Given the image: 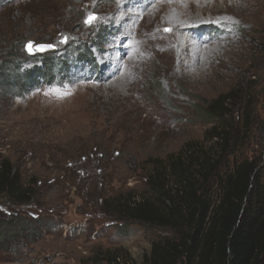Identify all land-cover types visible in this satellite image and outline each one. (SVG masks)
<instances>
[{"label": "rangeland", "instance_id": "obj_1", "mask_svg": "<svg viewBox=\"0 0 264 264\" xmlns=\"http://www.w3.org/2000/svg\"><path fill=\"white\" fill-rule=\"evenodd\" d=\"M114 1L0 0V64H20L12 77L0 67V160L10 159L39 188L30 205L14 209L0 200V218L43 224L39 237L0 248V264H113L115 256L122 264H147L152 242L175 233L119 224L101 198L146 193L151 159L204 140L211 123L201 108L221 94L244 88L260 125L220 172L240 156L259 151L264 157V0H155L146 8L140 1L133 19L123 22L125 7L116 9ZM172 12L175 30L167 18ZM89 16L97 19L86 23ZM29 41L52 44L45 52H54L56 67L52 81L26 89L14 77L42 67L46 58L28 53ZM167 42L172 70L169 54L144 57ZM135 58L145 64L141 74L132 71ZM129 76L139 78L131 90ZM130 93L138 98L135 108L120 112L117 102L132 99ZM206 192L217 201L216 178Z\"/></svg>", "mask_w": 264, "mask_h": 264}, {"label": "trees", "instance_id": "obj_2", "mask_svg": "<svg viewBox=\"0 0 264 264\" xmlns=\"http://www.w3.org/2000/svg\"><path fill=\"white\" fill-rule=\"evenodd\" d=\"M53 54L45 52L42 67L14 77L16 85L27 89L52 81ZM18 65L5 61L0 67L12 77V71L20 72ZM249 95L241 88L208 101L201 108L211 123L205 139L193 140L166 158L151 159L146 193L130 190L127 196L101 198L103 210L119 224L124 220L175 233L152 242L147 264H264V157L259 151L253 158L240 156L228 172H220L223 161L242 150L260 125ZM213 178L219 182L217 201L206 192ZM38 190L37 179L27 181L10 159L0 160V200L7 198L15 209L33 204ZM42 231L40 218L2 217L0 248L12 250ZM112 258L113 264H122L119 257Z\"/></svg>", "mask_w": 264, "mask_h": 264}, {"label": "bare ground", "instance_id": "obj_3", "mask_svg": "<svg viewBox=\"0 0 264 264\" xmlns=\"http://www.w3.org/2000/svg\"><path fill=\"white\" fill-rule=\"evenodd\" d=\"M140 1H142V3H144L145 4V8L146 7H148V5H149V3L150 2H152V1H155V0H115L114 2H115V7H116V9L122 4L124 7H125V10L122 12V18H121V22H123L124 20L125 21H128L129 19H133L130 15L132 14V12H135L134 10H133V8L132 7H134L135 5H134V3L135 2H140ZM171 1H172V4H174V1H176V0H170V3H171ZM181 3H183V1H181ZM167 4V3H166ZM129 6H131V7H129ZM141 6V5H140ZM163 6H165V5H161L160 7H162L163 8ZM123 7V8H124ZM136 7V6H135ZM134 7V8H135ZM137 7H139V6H137ZM122 8V9H123ZM132 8V9H131ZM149 11H152V13H153V15H151V17H154L155 16V14H157L155 11H154V8L152 7ZM149 13V12H148ZM173 14V15H172ZM162 15V14H161ZM157 16V15H156ZM130 17V18H129ZM161 18V17H160ZM167 18L169 19V20H173V30H175V28H176V26H178V24H177V21H176V18H177V15H175L173 12L172 13H169L168 15H167ZM125 25H127V23H124ZM145 25V24H144ZM158 25V24H157ZM176 25V26H175ZM181 25V24H180ZM179 27H181V26H179ZM151 29V28H150ZM179 29V28H178ZM155 30H158V28L157 27H155ZM178 37H176L177 38V40H178V38H179V36L180 35H177ZM181 37V36H180ZM164 44V43H163ZM133 45H134V43H133ZM165 45H167V47H164V45H163V47H164V49H163V51H159L158 49V51L156 50V51H154V53H151V51H146L145 50V56L144 57H146V58H150V60H155V58H156V56H162V55H164V54H169L170 56L168 57V58H170V61L167 63V65H168V68L169 69H173V61H174V53H173V50H172V48H173V45H172V43L171 42H167V43H165ZM128 45H126V47H127ZM145 45H143L142 44V48L143 49H145ZM172 47V48H171ZM137 54V53H136ZM136 54H134V55H136ZM134 55H132L131 56V59H132V57L134 56ZM139 57H141V56H139ZM164 60V59H163ZM165 61H167V60H165ZM143 62V60L141 59V58H135L134 59V61L132 62V71L133 72H135V74H141L142 73V70H141V66H144L145 64L144 63H142ZM159 62V61H158ZM118 65V64H117ZM165 66V65H164ZM124 80L127 82V85H129V90H131L130 89V87H131V85H132V83L133 82H136V81H139V78L137 77V78H134V77H132V76H129V78H124ZM124 83V82H123ZM126 86V85H125ZM128 88V87H127ZM118 93H119V91H118ZM118 95V94H117ZM130 97H132V99H129V98H123L122 99V101H120V102H117V106L116 107H120L121 108V111L120 112H131V110H133V108H135V107H133V106H135L136 105V101H138V98H137V96L136 95H133V94H131L130 93ZM119 96V95H118ZM121 98V97H120ZM138 107V106H137ZM144 108H146L145 107V105H143V107H142V109H144ZM137 110V109H136Z\"/></svg>", "mask_w": 264, "mask_h": 264}, {"label": "snow or ice", "instance_id": "obj_4", "mask_svg": "<svg viewBox=\"0 0 264 264\" xmlns=\"http://www.w3.org/2000/svg\"><path fill=\"white\" fill-rule=\"evenodd\" d=\"M95 19H97L95 16H89V18L85 22L91 24ZM166 31H167V29H166ZM67 39L68 38L65 37L63 39V42L64 43H67ZM27 47H28V49H29L30 52L33 51V45H32L31 42H29V45ZM52 47H53L52 45H40L38 47V50L43 51V50H47V49L52 48Z\"/></svg>", "mask_w": 264, "mask_h": 264}, {"label": "water", "instance_id": "obj_5", "mask_svg": "<svg viewBox=\"0 0 264 264\" xmlns=\"http://www.w3.org/2000/svg\"><path fill=\"white\" fill-rule=\"evenodd\" d=\"M29 42H31L32 43V45H33V51H29V49H28V45H29ZM27 44H26V49H27V51H28V53H30V54H33V53H36V52H45V51H47V50H51V49H53L54 48V46L52 45V44H49V43H38V44H35L33 41H29ZM40 45H52L53 47L52 48H49V49H47V50H43V51H41V50H38V47L40 46Z\"/></svg>", "mask_w": 264, "mask_h": 264}]
</instances>
